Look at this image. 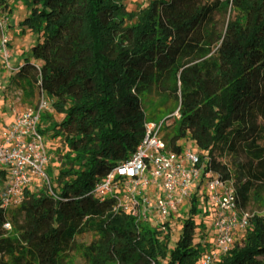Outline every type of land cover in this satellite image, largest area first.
I'll list each match as a JSON object with an SVG mask.
<instances>
[{"label": "trees", "instance_id": "1", "mask_svg": "<svg viewBox=\"0 0 264 264\" xmlns=\"http://www.w3.org/2000/svg\"><path fill=\"white\" fill-rule=\"evenodd\" d=\"M22 1L30 9L22 24L39 36L31 54L42 61V86L65 115L54 136L75 156H64L59 199L26 191L19 206L0 207V264H197L195 197L169 249V230L139 228L91 192L136 151L147 118L139 93L154 86L180 99L179 118L163 130L167 148L181 152L191 137L247 207L264 188V0H151L138 13L123 0ZM223 5L233 19L209 29ZM0 8L13 12L9 0ZM38 70L28 61L17 76L36 82ZM250 221L216 264H264V215ZM89 232L98 238L80 245Z\"/></svg>", "mask_w": 264, "mask_h": 264}, {"label": "built area", "instance_id": "2", "mask_svg": "<svg viewBox=\"0 0 264 264\" xmlns=\"http://www.w3.org/2000/svg\"><path fill=\"white\" fill-rule=\"evenodd\" d=\"M0 52L6 67L17 72L19 67L8 64L10 52L5 42ZM47 109L42 93L37 110L17 113L10 125H0V207L4 210L19 206L26 191L40 193L34 190L38 187L34 179L47 186L48 195L59 199L47 173L51 156L41 132L42 113ZM165 126V119L145 122L136 151L99 179L91 195L100 201L111 200L112 211L130 215L139 228L156 227L167 232V220L181 206L190 210L194 192L205 186L207 194L201 196L211 204L214 214V241L197 264H216L234 245L236 235L251 226L252 215L241 205L234 180L214 171L208 165V155L167 148L162 138ZM4 228L12 230V222L6 220Z\"/></svg>", "mask_w": 264, "mask_h": 264}, {"label": "rangeland", "instance_id": "3", "mask_svg": "<svg viewBox=\"0 0 264 264\" xmlns=\"http://www.w3.org/2000/svg\"><path fill=\"white\" fill-rule=\"evenodd\" d=\"M150 1L151 0H123L125 11L137 13L143 11ZM214 1L215 0H204L205 3H212ZM9 3L13 9L12 13L5 12L0 8V48L2 42L7 44L10 52L8 61L10 66L19 67L20 70L29 61L39 69V75L38 81L36 82L18 77L17 73L19 70L17 72L9 70L0 52V125H10L14 115L17 113L37 110L42 93L45 95L46 101L48 102V109L42 113V125L47 130L44 134V139L48 145L51 156V161L47 167V173L51 177L52 185L55 190V188L58 187L57 177L59 173L70 167V164H67L69 162L68 159L64 156L71 154L70 160H72L75 154L70 153L71 151H69L70 149L66 145L62 135L54 136V124L62 122L65 115L54 107L55 99L49 97L42 86L43 81L40 70L42 61L36 60L31 54L32 47L38 42L39 36L22 24L23 20L29 16L30 9L22 0H9ZM233 17L234 12L231 6L225 9L223 5L222 9L214 12L212 24H210L209 29L213 28L217 31H221L225 29L226 25ZM134 22H136V19H134ZM139 94L142 97L147 114L145 122L165 119L166 125H168L179 118V97L161 92L154 86L141 91ZM180 144L185 150L192 149L195 152L203 153L201 148L195 144L193 139L189 136L182 139ZM34 181L38 185V187L34 189L35 192L50 196L47 194V186L43 185L41 180L34 179ZM205 194H207V190L203 185L200 186L198 193L195 191L193 194V197L196 198V205L199 208V212L194 215L195 221L199 224L196 230L197 237H195V241L201 242L200 248L202 252L210 250L214 241V232L212 230L214 214L211 210V204L202 199L201 195ZM246 211L251 215H264V188L259 192L251 193ZM189 212V209L185 208V206H181V208L174 212L173 216L167 220L168 230L170 231L169 249H172L179 239ZM155 222L156 221H153V224H155ZM246 232L237 234L236 238H240V236L244 235ZM201 234L202 236H200ZM97 238L98 237L94 233L89 232L80 236L78 240L80 245L85 246L89 245ZM81 248L82 247L74 254V256L79 259L82 258L84 253Z\"/></svg>", "mask_w": 264, "mask_h": 264}, {"label": "crops", "instance_id": "4", "mask_svg": "<svg viewBox=\"0 0 264 264\" xmlns=\"http://www.w3.org/2000/svg\"><path fill=\"white\" fill-rule=\"evenodd\" d=\"M14 119V118H13Z\"/></svg>", "mask_w": 264, "mask_h": 264}]
</instances>
